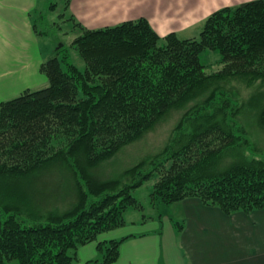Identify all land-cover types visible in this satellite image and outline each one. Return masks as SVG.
Wrapping results in <instances>:
<instances>
[{"label":"trees","instance_id":"trees-1","mask_svg":"<svg viewBox=\"0 0 264 264\" xmlns=\"http://www.w3.org/2000/svg\"><path fill=\"white\" fill-rule=\"evenodd\" d=\"M70 16L85 69L63 45L41 67L46 88L0 103V264H74L80 248L142 209L133 193L152 180L154 204L198 198L227 215L264 210V149L246 126L252 118L264 130V0L217 11L194 39L161 37L145 18L91 30ZM206 52L220 55L219 71L206 70ZM238 83L258 84L259 95L243 101ZM175 110L184 112L160 151L98 175ZM55 164L73 178L70 206L36 212L22 184ZM121 243H99L100 264L116 262Z\"/></svg>","mask_w":264,"mask_h":264},{"label":"crops","instance_id":"crops-1","mask_svg":"<svg viewBox=\"0 0 264 264\" xmlns=\"http://www.w3.org/2000/svg\"><path fill=\"white\" fill-rule=\"evenodd\" d=\"M252 1L256 0H71L70 10L91 30L145 18L161 37L177 33L194 39L217 11ZM45 3L0 0V103L48 84L41 70L47 59L35 23ZM139 203L142 209L126 212L125 231L113 230L83 246L74 264H100L104 253L99 243L113 240L122 241L113 264H264V210L227 215L188 198L166 209L151 202L158 215L128 223L130 210L144 212Z\"/></svg>","mask_w":264,"mask_h":264},{"label":"rangeland","instance_id":"rangeland-1","mask_svg":"<svg viewBox=\"0 0 264 264\" xmlns=\"http://www.w3.org/2000/svg\"><path fill=\"white\" fill-rule=\"evenodd\" d=\"M64 1L52 0V4H55L52 11L48 10L47 3H45V7L42 6L44 9L41 8L40 10L42 11H39V14L36 15L35 23L38 34L41 36L40 47L43 51V56L49 60L64 45V49L67 48L70 51L72 62L81 70H84L86 67L85 62L72 45L78 35V29L75 27V22L71 20L70 15L72 12L70 9L67 10L65 8ZM44 12H46L45 17L41 16ZM220 58L217 52H206L202 55L201 60L206 66V70L209 73H213L219 71L222 67ZM48 85L49 82L45 87ZM236 86L243 101L252 98L251 96L259 95L257 94V88L260 89L258 84L254 87H249L243 83H238ZM183 112L175 110L165 115L141 140L122 148L109 162L103 164L97 170L98 175L112 177L120 174L148 156L160 151L167 143ZM246 126L253 133L254 141L264 149V130L257 127L256 121L252 118L247 119ZM62 166L63 164H55L51 167L44 166L36 171L39 175V181L27 182L28 180H26L22 184L21 190L26 194L29 206H32L36 212L40 210L46 213L52 212L51 210L63 212L69 208L71 198L74 195L71 189L73 178L68 171L62 169ZM154 185L155 181L152 180L134 191L133 195L143 204L145 210L144 212L141 210H130L127 213L128 216H126L128 223L141 220L143 216L148 218L152 214H159V209L153 207L151 203ZM158 206L161 207L160 209H166L167 205L159 203ZM157 215L154 218H157ZM129 228L127 229L129 230ZM122 231L125 230L121 228ZM103 235L99 236V239H102ZM15 264L17 263L15 262Z\"/></svg>","mask_w":264,"mask_h":264}]
</instances>
